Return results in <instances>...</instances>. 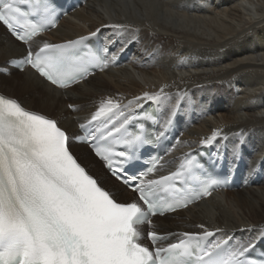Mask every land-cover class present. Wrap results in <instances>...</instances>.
<instances>
[{"label": "bare ground", "instance_id": "6f19581e", "mask_svg": "<svg viewBox=\"0 0 264 264\" xmlns=\"http://www.w3.org/2000/svg\"><path fill=\"white\" fill-rule=\"evenodd\" d=\"M98 31L134 52L128 67L98 72L65 91L31 71H12L0 75V91L72 134L109 99L120 105L116 115H131L139 107L130 103L137 104L145 94H161L157 103L164 120L175 108L173 120L187 124L177 150L195 149L220 132L212 143H227L246 153L255 168L264 166V0H89L49 37L65 42ZM45 42L50 43L38 39L40 46ZM24 54L23 46L0 27V65ZM77 149L123 201L131 196L85 146ZM251 185L154 224L166 233L218 229L219 240L228 233L242 242L253 235L246 230H264V180Z\"/></svg>", "mask_w": 264, "mask_h": 264}, {"label": "snow or ice", "instance_id": "6c2138e0", "mask_svg": "<svg viewBox=\"0 0 264 264\" xmlns=\"http://www.w3.org/2000/svg\"><path fill=\"white\" fill-rule=\"evenodd\" d=\"M53 4L54 0H0V27L26 46L17 71L30 66L45 81L67 88L88 76L92 67L103 70L116 60L120 49L107 45L77 49L84 37L63 45L45 42L33 48L32 38L44 30L45 23H52ZM12 67L11 61L0 65V75L11 76ZM144 99L162 102L161 94H145L129 107H142ZM119 108L111 99L103 104L88 120L92 132L83 142L93 147L97 157L107 161L105 166L113 177L137 193L130 202H121L78 162L71 149L79 136L68 134L56 120L26 111L18 101L0 95V264H193L190 258L197 249L201 251L195 264H264V230H246L253 235L236 245L227 259L220 257L236 241L228 233L220 240H208L218 229H205L202 236L184 233L186 239L169 242L167 246L160 245L156 232L150 230L147 235L157 246L150 250L142 245L144 233L140 226L151 224V216L170 211L173 206L165 207L152 198L163 181L139 179L141 172L129 169L139 163L138 153L143 155L145 145L165 136L176 110H171L163 127L145 110L147 126L158 128L152 139L145 138L144 123L138 132L129 134L126 125L131 117L124 116L114 131L107 132L112 137L123 129L130 136L123 140L126 148L113 163L98 144L89 141L97 140L94 122ZM80 128L81 135L88 132L85 124L81 123ZM218 136L220 132H215L204 144H211ZM233 156L235 163L241 154L236 150ZM186 166L201 164L190 156ZM180 206L185 205L175 207ZM222 245L227 247L222 249ZM258 248L259 256L249 255Z\"/></svg>", "mask_w": 264, "mask_h": 264}, {"label": "rangeland", "instance_id": "374dc122", "mask_svg": "<svg viewBox=\"0 0 264 264\" xmlns=\"http://www.w3.org/2000/svg\"><path fill=\"white\" fill-rule=\"evenodd\" d=\"M18 100H19V98H18Z\"/></svg>", "mask_w": 264, "mask_h": 264}]
</instances>
